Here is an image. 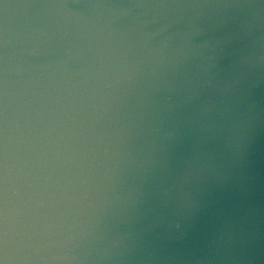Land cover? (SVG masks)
Segmentation results:
<instances>
[{
  "label": "water",
  "instance_id": "1",
  "mask_svg": "<svg viewBox=\"0 0 264 264\" xmlns=\"http://www.w3.org/2000/svg\"><path fill=\"white\" fill-rule=\"evenodd\" d=\"M0 264H264V0H0Z\"/></svg>",
  "mask_w": 264,
  "mask_h": 264
}]
</instances>
